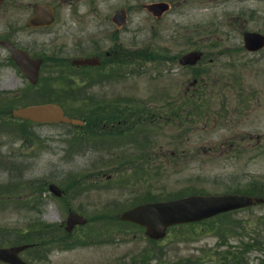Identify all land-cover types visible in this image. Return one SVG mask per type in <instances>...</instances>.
Returning <instances> with one entry per match:
<instances>
[{
	"label": "rangeland",
	"instance_id": "rangeland-1",
	"mask_svg": "<svg viewBox=\"0 0 264 264\" xmlns=\"http://www.w3.org/2000/svg\"><path fill=\"white\" fill-rule=\"evenodd\" d=\"M29 1L35 0H23L18 6L29 8ZM47 1L60 8L61 36L69 31L68 35H73L66 43L61 42V45L79 39L89 51L96 44L106 48L110 43L109 35L115 30L108 17L118 7L126 6L130 8L128 22L115 32L117 41L126 48L135 49L148 44L167 46L170 54L176 55L180 50L186 49L187 45H191L204 52L195 69H182L175 63L171 66L145 64L141 68L142 75H131L123 82L100 87V93H129V96L135 97L130 99L131 105H137L138 99L142 102V99L153 96L156 88L161 89L164 85L172 87V97L183 94L194 77L192 72H195L199 74L196 77L200 78V83L191 87L188 95H184L182 99H191L190 93H193L208 100V120L202 119L203 115L191 112L193 100L176 103L174 108L182 110L178 113L177 122L184 125L190 122L194 126L182 148L185 154H176L175 162L167 161L169 152H163L162 148L170 149V126H165L167 133L162 139L157 138L156 145V151L161 156L153 162L162 165L163 170L160 174L151 171L148 180L144 182L140 176L136 177L132 188L131 181L125 191L126 200L146 195V192L154 196L162 192L175 195L188 188L210 193H224L226 190L246 191L245 185L254 184L256 181L264 188V49L255 54L242 53L240 50V34L243 30L264 32V0H165L171 3L172 8L157 20L142 8V4L159 0ZM68 52L62 50L61 53ZM228 55L232 56L231 59ZM210 57H214L211 65L206 64ZM134 59L136 58L131 55V61ZM137 61L141 62V59ZM61 72L70 73L76 84H84L78 79L82 69L61 66ZM170 80L173 85L169 84ZM223 83L238 84L241 90L236 92V86L224 89ZM25 86V81L18 76L14 77L10 70L0 71V89L11 90ZM86 92L91 94L94 90ZM39 94L38 90H31L19 101L26 103L28 101L24 100L39 99L42 97ZM224 94L227 95L225 104L229 102L228 108L235 114H230L229 118L219 125L215 122L218 119L215 108ZM53 98L57 99V96L53 95ZM61 99L60 97V101ZM237 102L242 103L238 111H244L235 117ZM143 108L154 109L151 106ZM69 133L70 129L59 125H35L29 139L19 140L13 136L1 138V153L4 156L0 160V182L17 183V189L11 197L15 196L16 199L28 200L31 205H37L33 208L36 216L31 214L34 220L60 223L65 220L69 209H79L83 206L85 211H89L92 210L91 206H99L114 197L121 199L122 190L110 188L116 182L117 176L105 175L101 180L91 179V183L97 182L107 188L101 190L91 186L82 191L80 188L73 198L68 200L65 208L69 209L63 211L59 208L45 185L49 182L61 183L66 178H77L76 172L95 160L94 156L88 154H66V139ZM181 152L179 150L178 153ZM89 153L97 154L94 151ZM79 182H82V179ZM17 205L16 202L13 207L5 202L0 204V246L14 244L17 239L23 238L17 232L22 233L25 216L18 214L20 212L15 209ZM13 208L17 211L12 212ZM229 218L235 219L234 222L239 220L248 228L258 225L264 231V203L231 213ZM196 225L197 223L185 228L178 226L169 230L166 236L158 241V246L168 259L195 256L202 264H221L216 260L215 252L217 249L224 250L227 246L220 245L217 236L209 232L203 224ZM123 227L128 229L124 230L125 232L113 231L114 236L118 235V240H114L109 248L78 246L73 250L53 249L46 252L44 264H121L143 246L149 245L146 237L136 231V228ZM3 229L9 232L2 233ZM84 230L87 229L76 227L73 234L81 235ZM246 232L252 235L250 229L238 233ZM233 235L235 236L231 238L229 235L227 239L229 245H238L245 238L244 235ZM208 253L213 259L204 261ZM31 254L34 252L25 251L23 257L30 259ZM263 257L262 248L252 247L246 254L245 263L257 264ZM229 260H224L223 264H237L231 257Z\"/></svg>",
	"mask_w": 264,
	"mask_h": 264
},
{
	"label": "water",
	"instance_id": "water-1",
	"mask_svg": "<svg viewBox=\"0 0 264 264\" xmlns=\"http://www.w3.org/2000/svg\"><path fill=\"white\" fill-rule=\"evenodd\" d=\"M49 110L61 115L66 122H76L63 116L58 107L46 106ZM261 199L249 196H190L180 200L165 203H153L138 205L122 214L123 217L142 223L147 227L146 232L154 237L162 234L163 228L173 222L199 219L223 210H229L243 205L258 202ZM76 217V216H75ZM76 219H79L76 217ZM18 250V249H17ZM16 248L8 251H17ZM17 264H23L17 262Z\"/></svg>",
	"mask_w": 264,
	"mask_h": 264
},
{
	"label": "flooded vegetation",
	"instance_id": "flooded-vegetation-1",
	"mask_svg": "<svg viewBox=\"0 0 264 264\" xmlns=\"http://www.w3.org/2000/svg\"><path fill=\"white\" fill-rule=\"evenodd\" d=\"M0 7V61L9 58L2 41H10L25 49L31 56L42 58L43 63L61 62V30L50 33V27H27V15L23 9L11 13L8 0ZM1 4V0H0Z\"/></svg>",
	"mask_w": 264,
	"mask_h": 264
},
{
	"label": "trees",
	"instance_id": "trees-1",
	"mask_svg": "<svg viewBox=\"0 0 264 264\" xmlns=\"http://www.w3.org/2000/svg\"><path fill=\"white\" fill-rule=\"evenodd\" d=\"M99 110H101V109L98 108L96 110V112L99 111ZM98 115H100V114L97 113L96 116H95V121H94L95 124L99 123L102 126L103 123L109 124L110 122L115 121V120H120L121 121V125L123 124V121H122L121 117H119V116L113 117V118H111L110 116H102V117L97 118ZM142 123H143V120H141V119L133 122V124H142Z\"/></svg>",
	"mask_w": 264,
	"mask_h": 264
}]
</instances>
